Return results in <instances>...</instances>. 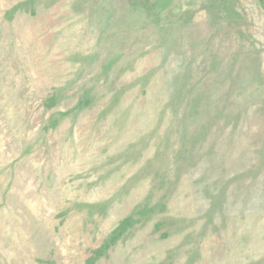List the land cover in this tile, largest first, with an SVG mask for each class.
I'll use <instances>...</instances> for the list:
<instances>
[{
	"label": "rangeland",
	"instance_id": "374dc122",
	"mask_svg": "<svg viewBox=\"0 0 264 264\" xmlns=\"http://www.w3.org/2000/svg\"><path fill=\"white\" fill-rule=\"evenodd\" d=\"M0 264H264V0H0Z\"/></svg>",
	"mask_w": 264,
	"mask_h": 264
}]
</instances>
